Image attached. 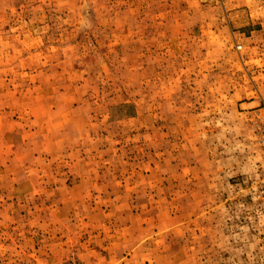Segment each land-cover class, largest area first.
I'll return each mask as SVG.
<instances>
[{
  "label": "rangeland",
  "instance_id": "rangeland-1",
  "mask_svg": "<svg viewBox=\"0 0 264 264\" xmlns=\"http://www.w3.org/2000/svg\"><path fill=\"white\" fill-rule=\"evenodd\" d=\"M0 264H264V0H0Z\"/></svg>",
  "mask_w": 264,
  "mask_h": 264
}]
</instances>
